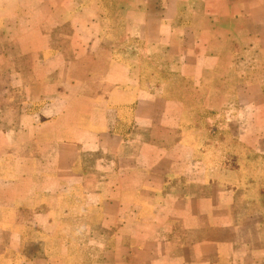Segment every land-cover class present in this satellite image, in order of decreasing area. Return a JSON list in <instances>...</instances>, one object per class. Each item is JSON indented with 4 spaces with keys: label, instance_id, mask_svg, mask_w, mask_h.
Returning a JSON list of instances; mask_svg holds the SVG:
<instances>
[{
    "label": "crops",
    "instance_id": "crops-1",
    "mask_svg": "<svg viewBox=\"0 0 264 264\" xmlns=\"http://www.w3.org/2000/svg\"><path fill=\"white\" fill-rule=\"evenodd\" d=\"M263 43L264 0H0V264H264L183 97L145 74L205 55L200 83L224 72L264 156Z\"/></svg>",
    "mask_w": 264,
    "mask_h": 264
},
{
    "label": "rangeland",
    "instance_id": "rangeland-1",
    "mask_svg": "<svg viewBox=\"0 0 264 264\" xmlns=\"http://www.w3.org/2000/svg\"><path fill=\"white\" fill-rule=\"evenodd\" d=\"M199 15L207 17L210 14L200 9ZM215 16L217 21L203 23L207 31L212 28L219 35L213 40L211 48L216 51L230 49L231 43L224 37L227 27L222 20L224 16ZM207 40L204 38L201 41L205 43L204 49H207ZM156 57L152 56L146 61L145 74L153 81L148 87L162 92V87L155 83L163 80L183 97L191 114L188 121L194 131L191 135L199 138L204 156L213 164H220L232 176L230 183L236 186L238 192L235 220L241 225V231L251 249L264 251V156L256 154L254 148L246 146L248 143L253 146L256 143L255 119L249 113L251 105L242 104L238 96L232 99L225 97L224 72L216 78L219 83L216 89L208 85L212 78L207 74L204 76V83H200L203 75L201 65L207 64L204 61L205 55H196L192 51L183 54V59L178 61L171 60L165 54ZM252 57L250 62L261 67L260 71L264 74V55ZM177 64L181 68H176ZM235 91L239 92V87H233L232 92ZM241 124H247L246 129L251 133H237Z\"/></svg>",
    "mask_w": 264,
    "mask_h": 264
}]
</instances>
